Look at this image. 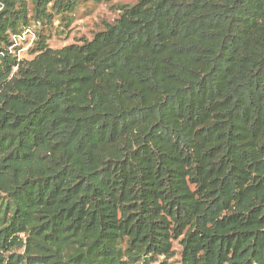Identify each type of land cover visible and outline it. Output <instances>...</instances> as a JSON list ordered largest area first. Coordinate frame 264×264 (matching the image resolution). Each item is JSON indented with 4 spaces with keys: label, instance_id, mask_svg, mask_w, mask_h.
<instances>
[{
    "label": "trees",
    "instance_id": "obj_1",
    "mask_svg": "<svg viewBox=\"0 0 264 264\" xmlns=\"http://www.w3.org/2000/svg\"><path fill=\"white\" fill-rule=\"evenodd\" d=\"M88 1L0 0V264H264V0Z\"/></svg>",
    "mask_w": 264,
    "mask_h": 264
},
{
    "label": "rangeland",
    "instance_id": "obj_2",
    "mask_svg": "<svg viewBox=\"0 0 264 264\" xmlns=\"http://www.w3.org/2000/svg\"><path fill=\"white\" fill-rule=\"evenodd\" d=\"M138 0H110L95 3L88 1L69 14L70 20L67 25L60 24L57 20L48 29L51 32L49 45L54 49L62 48L65 45L79 43L85 39H91L94 34L102 30L106 23L113 22L120 15V5H132ZM32 7V4L30 3ZM38 30L40 29L37 28ZM34 36L31 33H24L17 39V54L20 58H32L30 49L33 46ZM175 255L168 260L169 264H179L181 261L182 246L179 239H174ZM152 264H159L154 262Z\"/></svg>",
    "mask_w": 264,
    "mask_h": 264
},
{
    "label": "built area",
    "instance_id": "obj_3",
    "mask_svg": "<svg viewBox=\"0 0 264 264\" xmlns=\"http://www.w3.org/2000/svg\"><path fill=\"white\" fill-rule=\"evenodd\" d=\"M24 33H31L32 34V32L29 29L25 30L22 34H24ZM21 36L22 35H14L13 36V39H14L15 44H17V39L20 38Z\"/></svg>",
    "mask_w": 264,
    "mask_h": 264
}]
</instances>
